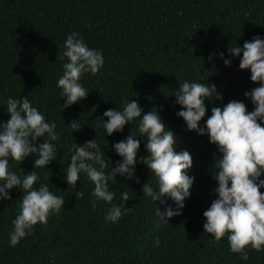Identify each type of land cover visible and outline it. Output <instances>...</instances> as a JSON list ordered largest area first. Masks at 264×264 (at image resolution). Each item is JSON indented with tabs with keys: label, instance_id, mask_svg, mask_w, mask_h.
Segmentation results:
<instances>
[{
	"label": "trees",
	"instance_id": "16d2710c",
	"mask_svg": "<svg viewBox=\"0 0 264 264\" xmlns=\"http://www.w3.org/2000/svg\"><path fill=\"white\" fill-rule=\"evenodd\" d=\"M72 31L89 47L101 50L104 63L96 74L82 75L87 95L62 108L64 97L56 81L62 74L63 42ZM254 34L264 38V0H0V121L10 115L6 98L26 95L46 119L56 122L57 156L35 169L39 179L34 186L47 183L65 197L59 212H50L46 223L33 225L15 246L9 244V232L22 190L14 186L8 190L12 199L0 198V264H264V248L246 246L244 260L230 250L227 233L217 240L204 231L203 211L216 196L212 176L216 146L206 133L186 129L176 115L182 106L171 95L181 79L215 83L222 100L213 96L205 101L201 124L213 104L231 99L242 100L252 110L244 93L259 82L250 79V69L239 67V56L231 57L229 65L223 59L230 56L229 45L243 44ZM129 99L137 100L144 111L158 106L166 125L177 134V150L186 149L192 156L187 169L195 177L191 195L182 212L168 222H161L156 211L157 207L163 211L164 205L142 192L143 183L148 180L155 187L156 178L140 160L148 154L140 137L135 176L117 174V182H109L116 193L113 201L99 200L93 207L94 185L84 173L75 186L64 179L73 143L96 138L110 170L112 162L121 159L112 143L129 132L141 136L139 117L126 123L123 131L109 135L103 129L104 111L122 108ZM73 123L81 127L73 129ZM34 158L33 154L22 161L10 158V170L22 175L23 169H33ZM77 191L84 195L76 196ZM122 191L129 193L127 211L122 210L115 222L106 220ZM165 202L174 205L170 197L165 196Z\"/></svg>",
	"mask_w": 264,
	"mask_h": 264
},
{
	"label": "clouds",
	"instance_id": "9594fccd",
	"mask_svg": "<svg viewBox=\"0 0 264 264\" xmlns=\"http://www.w3.org/2000/svg\"><path fill=\"white\" fill-rule=\"evenodd\" d=\"M227 51L228 58H224L223 51L218 53L224 58L225 65L231 63V57L239 56V67L250 69V79L259 82L244 93L254 105L252 110H247L242 100L231 99L219 106L213 104L211 114L201 124L206 116L205 101L213 96L222 100V93L215 83L181 79L171 95L175 97L174 103L182 106L176 115L183 118L186 129L206 133L216 146L212 170L217 182L213 188L216 196L203 211V229L217 240L227 233L230 250L247 260L246 246L256 250L264 248V191H260L264 187V178H261L264 174V38L254 34L243 44L229 45ZM212 57L210 53L208 59L212 60ZM60 59L64 62L56 86L64 97V108L87 95L89 90L80 83L81 77L89 72L96 74L103 66L104 57L101 50L89 47L77 32L72 31L63 42ZM6 112L10 114L8 119L0 121V198L12 199L8 190L14 186L22 190L9 232V244L15 246L32 231L33 225L46 223L50 212H59L65 197L51 191L47 183L34 186L39 179L35 169L45 167L57 156L56 122L46 119L26 95L8 96ZM137 117L141 136L129 132L112 143L121 159L115 164L112 162L110 170H106L104 149L96 138H90L83 143H73L69 148L71 155L63 169L64 179L67 185L75 186L80 174L84 173L94 185L93 207L99 200L113 201L116 193L110 190L109 182L115 184L117 174L126 179L135 176L140 137L148 153L140 160L156 178V186L147 180L142 185V192L152 201L159 200L164 205L163 211L160 207L156 211L161 222H168V218L182 212L185 198L191 195L195 177L189 175L187 169L192 165V156L186 149L177 150V134L166 125L158 106L144 111L135 99H129L122 108L106 109L101 117L103 129L109 135L114 130L123 131L125 124ZM72 127L78 129L81 126L73 123ZM37 138L43 139L38 141ZM29 154L35 157L32 170L23 169L22 175L10 170V158L22 161ZM136 179L139 181V177ZM75 195L82 197L84 194L77 191ZM165 196L170 197L174 205L167 204ZM128 198L129 193L122 191L120 202L111 204L105 219L117 221L122 210L127 211L124 205Z\"/></svg>",
	"mask_w": 264,
	"mask_h": 264
}]
</instances>
